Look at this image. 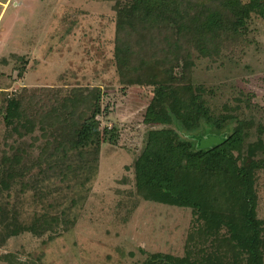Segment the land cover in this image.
I'll return each mask as SVG.
<instances>
[{
    "label": "trees",
    "instance_id": "1",
    "mask_svg": "<svg viewBox=\"0 0 264 264\" xmlns=\"http://www.w3.org/2000/svg\"><path fill=\"white\" fill-rule=\"evenodd\" d=\"M113 9L120 72L138 75L152 88L143 115L145 142L124 177L131 185L128 195L193 215L184 255L153 253L141 264H264L258 189L264 108L248 106L240 116L233 111L240 105L225 103L218 111L205 98L204 85L193 82L196 57L216 61L248 43L249 22L264 19V0H117ZM125 53L129 57L121 61ZM39 91L5 97L0 108L9 130L33 140L32 151L19 145L0 159V196L21 184L24 192L43 198L64 186L79 187L82 198L98 175L103 144L116 142L115 125L101 127L102 88ZM209 135L223 142L199 148L198 137ZM56 205L48 203L29 221L16 206L0 205V247L22 234L52 238L64 232L72 221ZM16 254L0 258L31 263L16 261Z\"/></svg>",
    "mask_w": 264,
    "mask_h": 264
},
{
    "label": "rangeland",
    "instance_id": "2",
    "mask_svg": "<svg viewBox=\"0 0 264 264\" xmlns=\"http://www.w3.org/2000/svg\"><path fill=\"white\" fill-rule=\"evenodd\" d=\"M116 1L0 0V108L5 97L43 88L65 93L99 86L101 127H116V142L103 144L98 175L82 198L79 187L69 191L64 186V191L43 198L34 190L24 192L21 184L0 196V205L16 206L23 221L48 209V203H57L55 211L64 210L65 216L59 215L72 221L52 238L22 234L11 239L0 247V256L17 253L16 261L34 264H141L153 253L184 255L193 215L128 195L131 185L124 177L131 174L127 167L145 142L149 128L143 115L152 88L138 75L128 78L120 72ZM249 27L244 46L216 61L196 57L193 82L204 85L209 93L205 98L218 111L225 103L240 105L233 110L240 116L248 106L264 108V19L253 17ZM128 55L121 54V61ZM30 143L32 135L20 137L0 116V159L4 153H16L19 145L32 151ZM39 149L36 146L34 154ZM258 189L259 214L264 217V171ZM0 264L9 262L0 258Z\"/></svg>",
    "mask_w": 264,
    "mask_h": 264
},
{
    "label": "water",
    "instance_id": "3",
    "mask_svg": "<svg viewBox=\"0 0 264 264\" xmlns=\"http://www.w3.org/2000/svg\"><path fill=\"white\" fill-rule=\"evenodd\" d=\"M199 138V148H208L213 145L221 144L223 139L217 135H209L207 137H198Z\"/></svg>",
    "mask_w": 264,
    "mask_h": 264
}]
</instances>
